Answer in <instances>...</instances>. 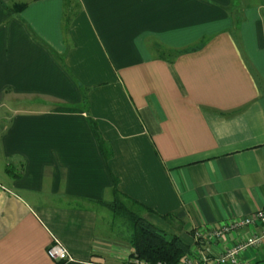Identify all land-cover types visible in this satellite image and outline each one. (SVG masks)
<instances>
[{
	"label": "crops",
	"instance_id": "1",
	"mask_svg": "<svg viewBox=\"0 0 264 264\" xmlns=\"http://www.w3.org/2000/svg\"><path fill=\"white\" fill-rule=\"evenodd\" d=\"M109 174L197 261L260 234L193 238L264 211V0H0V264H129Z\"/></svg>",
	"mask_w": 264,
	"mask_h": 264
},
{
	"label": "trees",
	"instance_id": "2",
	"mask_svg": "<svg viewBox=\"0 0 264 264\" xmlns=\"http://www.w3.org/2000/svg\"><path fill=\"white\" fill-rule=\"evenodd\" d=\"M170 61L172 60L166 59L167 63ZM90 126L100 154L106 161L110 157V152L101 140L95 124L90 122ZM109 180L112 200L104 206L111 211L115 219H122L121 228H125L124 235H126L130 248L128 260H135L140 264H179L180 259L192 254L190 247L184 244L178 236L162 232L144 221L139 212H148V209L121 195L116 189L117 181L111 174H109ZM202 241V239H197L194 243L199 245ZM210 260L208 259L205 264H210ZM55 264L74 263L58 261ZM254 264H264V256Z\"/></svg>",
	"mask_w": 264,
	"mask_h": 264
},
{
	"label": "built area",
	"instance_id": "3",
	"mask_svg": "<svg viewBox=\"0 0 264 264\" xmlns=\"http://www.w3.org/2000/svg\"><path fill=\"white\" fill-rule=\"evenodd\" d=\"M258 225L261 228L260 234H250L237 240L233 245L224 247L218 251L217 256L211 260L210 264H252L243 258L247 250L258 246L264 240V211L258 210L245 218H234L216 228H202L193 235L194 240L202 239L206 243L225 242L226 235L243 228H251ZM48 258L54 262H72L65 248L55 239L46 250ZM206 260L197 261L193 254L184 256L179 264H205ZM129 264H140L135 260H129ZM160 264V263H157Z\"/></svg>",
	"mask_w": 264,
	"mask_h": 264
},
{
	"label": "rangeland",
	"instance_id": "4",
	"mask_svg": "<svg viewBox=\"0 0 264 264\" xmlns=\"http://www.w3.org/2000/svg\"><path fill=\"white\" fill-rule=\"evenodd\" d=\"M121 222H122V219L121 218H118V219H116V220H114V226H120V224H121ZM114 226H113V228H112V230H116L115 228H114ZM123 231H125V228H123L122 229ZM125 233V232H124Z\"/></svg>",
	"mask_w": 264,
	"mask_h": 264
}]
</instances>
